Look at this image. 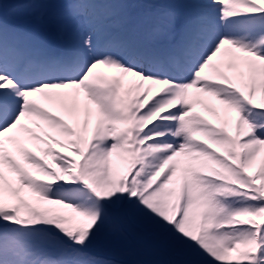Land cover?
I'll return each mask as SVG.
<instances>
[{
  "label": "snow or ice",
  "instance_id": "6c2138e0",
  "mask_svg": "<svg viewBox=\"0 0 264 264\" xmlns=\"http://www.w3.org/2000/svg\"><path fill=\"white\" fill-rule=\"evenodd\" d=\"M264 264V0H0V264Z\"/></svg>",
  "mask_w": 264,
  "mask_h": 264
},
{
  "label": "trees",
  "instance_id": "16d2710c",
  "mask_svg": "<svg viewBox=\"0 0 264 264\" xmlns=\"http://www.w3.org/2000/svg\"><path fill=\"white\" fill-rule=\"evenodd\" d=\"M100 247L115 264H177L181 259L172 249L135 231L126 237H111Z\"/></svg>",
  "mask_w": 264,
  "mask_h": 264
}]
</instances>
